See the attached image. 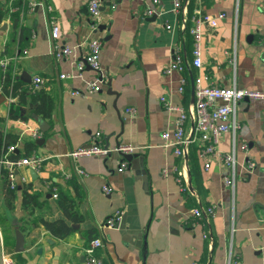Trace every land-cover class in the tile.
Here are the masks:
<instances>
[{"label":"crops","instance_id":"0c3cea01","mask_svg":"<svg viewBox=\"0 0 264 264\" xmlns=\"http://www.w3.org/2000/svg\"><path fill=\"white\" fill-rule=\"evenodd\" d=\"M88 1L26 0L19 27L30 32L29 39L24 45L15 41L7 56L4 48L18 30L12 29L8 16L0 23L6 25L0 30V61H9L14 76L29 87L28 94L34 92L32 79L37 76L43 80L38 90L53 98L51 113L43 118L33 112L30 96L19 102L0 86L1 138L14 141L7 147L14 146L17 153L23 152L24 141L33 139L36 148L28 156L43 159L38 170L13 169L15 192L10 201L8 171L0 164V255L10 254L17 264H84V250L91 240L88 232L94 231L102 239L96 253L105 264H190L194 260L224 264L229 253L231 264H264V102H239L234 112L237 130L225 132L217 143L220 155L234 154L233 188L223 183L230 170L219 157H212L205 169L198 152L205 195L197 194L186 165L184 187L190 193L186 197L176 175L182 162L161 141L162 132L174 129L176 112L160 101L164 97L165 103L185 108L192 102L193 77L198 73L209 75L217 86L264 91V0H206L198 8L216 21L214 28L200 23L199 69L190 65V35L186 36L171 0H158L157 5L152 0H98L101 15L96 29ZM148 7L156 14L144 15ZM4 9L12 12L17 7L13 0H0V10ZM49 17L59 27L55 40L49 34ZM99 25L104 28L98 30ZM90 39L101 43L103 82L98 91H90L88 83L100 75L87 65L81 72L76 69ZM61 46L71 52L57 58ZM175 52L183 57L184 68L166 72ZM109 82L112 93H108ZM128 108L133 113H126ZM38 117L45 123L44 132L39 130ZM35 128L37 138L32 137ZM39 139L43 141L38 144ZM95 144L111 151L106 156H68L71 150ZM116 144L134 147L122 172L117 171L123 160L113 150ZM248 162L254 163L253 169L247 170ZM75 169L82 173L76 174ZM72 176L74 186L67 183ZM49 180L69 191L82 216L80 222L69 223L73 231L61 239L42 224L64 218L46 190ZM25 184L44 191L31 211L21 205ZM104 184L111 187L110 194L101 192ZM210 205L214 211L208 220L191 213L193 208ZM116 210L121 216L115 227H103ZM15 230L23 236L21 251L15 250Z\"/></svg>","mask_w":264,"mask_h":264},{"label":"built area","instance_id":"2783aa9c","mask_svg":"<svg viewBox=\"0 0 264 264\" xmlns=\"http://www.w3.org/2000/svg\"><path fill=\"white\" fill-rule=\"evenodd\" d=\"M173 9L175 12L182 16L181 24L184 29L186 7L184 0H171ZM153 5L158 4V0H152ZM32 6V4H31ZM48 10L50 8L48 7ZM87 11L93 20L92 27L96 29L99 24V18L101 15L100 3L98 0H89L87 3ZM156 14L153 7H148L144 11V15L152 16ZM195 16L192 18V24L189 28V34L192 38L191 60L190 65L199 69L201 67V30L200 23L205 22L209 27L214 28L216 21L214 18L206 14H201L198 9L194 11ZM49 34L51 39L55 40L59 35V27L56 21L49 17ZM87 52L82 61L77 62L76 69L81 72L85 65L91 70L97 72L100 78L93 82L88 83L90 91H98L103 82L102 73L99 64V51L101 43L98 39H90L86 42ZM25 53V51H23ZM70 49L66 46H61L55 52L57 58L67 57L70 54ZM264 59V53H262ZM6 58L0 61V65L5 67L8 64ZM184 59L178 53L175 52L165 71L171 70L182 71L184 66ZM61 78H67L68 75H60ZM41 77H34L32 79V91H37L42 84ZM244 100H256L264 102V91L248 90L237 87H221L213 84L209 75L198 73L193 77V99L190 104L185 108L180 106H172L165 103V98L161 97L160 101L164 103L165 109L175 111V127L171 131H164L161 134V141L163 147L172 148L173 154L179 158L182 162V168L176 171L177 180L180 184L185 185L187 183L186 178V160L185 157L188 153V148L195 142L200 143V156L204 160V168L209 166V163L214 156H218L221 164L230 170V174L223 177V183L226 187L233 188L234 186V154L226 153L221 154L217 151V143L220 137L228 131L233 134L238 128V124L234 119V112L236 105ZM126 113H133V109H126ZM188 129H186V125ZM39 136L38 129H33L32 137L37 138ZM14 146L6 147L5 152H0V164L4 165L7 169V177L10 182V187L14 188V174L13 169L19 166H27L32 170H38L42 165V158L34 154L22 157L17 160H10L7 158L8 153L14 150ZM116 153L131 154L134 152V147L131 145L120 144L113 149ZM111 150L103 147L102 145L95 144L90 147L77 148L69 151L68 156L72 159L85 156H106ZM126 167V162L123 160L119 163L117 168L118 172H122ZM247 170L254 168V163L248 162L246 166ZM76 174H81L82 171L75 169ZM71 174H66L69 178ZM192 194H195L193 190L189 189ZM103 194H110L111 187L104 184L101 187ZM52 196L55 198L56 194ZM214 211V205L206 207L193 208L191 213L197 218H204L208 220ZM121 211H114L103 223V227L113 228L120 219ZM204 238L207 235L204 234ZM102 239L99 236L92 238L88 245L85 247V261L84 264H105L104 260L97 255V251L102 247ZM232 255L229 253L224 264L232 263ZM0 264H17L12 256L6 252H2L0 255ZM190 264H205L199 261H191Z\"/></svg>","mask_w":264,"mask_h":264},{"label":"trees","instance_id":"16d2710c","mask_svg":"<svg viewBox=\"0 0 264 264\" xmlns=\"http://www.w3.org/2000/svg\"><path fill=\"white\" fill-rule=\"evenodd\" d=\"M186 1V15H185V23H184V32L186 36L189 37V28L192 24V18L195 16L194 11L199 7L206 5V0H184ZM13 5L17 7L16 11L10 12L8 9L0 10V23L3 17L8 16L11 22L12 29L16 33H13L10 39V42L5 46L3 54L10 55L11 50L9 46L12 45L15 41H18L20 45H24L27 43L29 39L30 32H28L24 27H19L20 23V11L22 8L25 9L27 2L26 0H13ZM182 17L179 16V20L181 21ZM19 27V28H18ZM189 43L192 45V38L190 36ZM192 49V48H191ZM1 89L5 93H9L11 96L16 97L19 102H22L24 97L30 96L31 101L34 103L33 112L41 116L43 118H48L52 105L53 98L46 92L42 90L34 91L32 94H28L27 91L29 87L24 86V84L14 76L12 66L7 64L2 68L1 71V79H0ZM14 144L12 142H5L0 136V152H5L7 145ZM36 148L35 140L29 139L24 141L23 143V152L17 153L14 150L8 153L7 158L10 160H17L21 157L28 156L33 150ZM199 147L195 144H191L188 148V153L186 155V165L188 171L192 177V182L195 187V190L199 196L205 195V189L202 186L200 172L198 168V160L197 155L199 152ZM7 178V172H6ZM68 185L74 186L76 185V178L72 176L67 180ZM49 193L56 194L55 202L63 213L64 218L52 220V221H42L44 227L56 238H63L69 233L73 231V228L69 223H78L82 220L81 214L78 212L77 201L70 195L68 190L63 189L58 183L49 180L47 184V189ZM182 190L184 192V196L189 197V191L182 184ZM7 199L10 201L14 197V189L10 188L8 183L7 187ZM44 191L41 189H32L29 184H25L22 186V201L21 205L25 210L31 211L34 207L39 205L40 198L43 196ZM189 194V195H188ZM94 231H89L88 236L89 239L96 237L94 235Z\"/></svg>","mask_w":264,"mask_h":264},{"label":"water","instance_id":"95a60500","mask_svg":"<svg viewBox=\"0 0 264 264\" xmlns=\"http://www.w3.org/2000/svg\"><path fill=\"white\" fill-rule=\"evenodd\" d=\"M5 24H3L1 27H0V30H4L5 29ZM104 28V25H99L98 26V30H101ZM107 86L109 87L110 86V82L107 83ZM108 93H112L110 87L108 88ZM38 121H39V130L40 132H44L45 131V123L43 122V119L38 117ZM43 140L42 139H39L37 140V143H41ZM118 146V144H116V147ZM122 160H126V161H130L133 157L132 154H124V153H117ZM185 160H186V157H185ZM32 173H34V171H32ZM35 174V173H34ZM15 239H16V246H15V250L16 251H21L22 250V247H23V236L21 235V233L18 231V230H15Z\"/></svg>","mask_w":264,"mask_h":264}]
</instances>
